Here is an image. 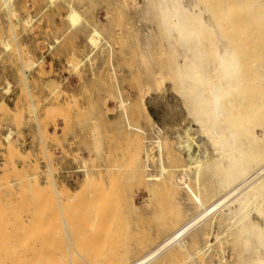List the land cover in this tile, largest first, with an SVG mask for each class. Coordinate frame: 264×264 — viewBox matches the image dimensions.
Wrapping results in <instances>:
<instances>
[{
  "label": "rangeland",
  "instance_id": "1",
  "mask_svg": "<svg viewBox=\"0 0 264 264\" xmlns=\"http://www.w3.org/2000/svg\"><path fill=\"white\" fill-rule=\"evenodd\" d=\"M198 2L243 50L252 45L253 31H264V7L250 0ZM71 7L83 18L77 28L68 21ZM93 28L104 40L94 52L88 43ZM166 43L143 0H0V90L12 93L11 98L0 97V264H60L55 257L61 258L63 251L68 257L74 253V264H103V260L112 264L124 259L131 263L161 243L175 223L196 213L181 188L160 189L150 198L134 171L138 136L125 131L118 108L122 96L129 114L134 115L133 123L146 133L148 141L159 137L169 146L177 145L175 132L190 122V116L175 89ZM160 53L163 58H158ZM247 56L244 62L249 63ZM257 60L264 62V58ZM159 73L166 78L163 88L156 87ZM253 84H247V92ZM254 90L248 93L250 99ZM143 101L156 122L146 117ZM157 128L162 134L156 133ZM11 133L12 141L7 143L4 139ZM130 157L133 163L128 162ZM125 164L133 171L126 170ZM166 164L183 167L186 160L178 157ZM86 172L89 181H85ZM151 174H159L156 166ZM92 193L99 206L91 200L89 204ZM170 203L176 211L170 212ZM172 216L179 217L173 220ZM220 230L217 226L216 232ZM208 231L209 226L190 238L193 254L204 244L203 232ZM226 252L231 258L230 247ZM4 253L9 254L7 258ZM176 255L180 260L188 257L181 249ZM222 256L216 244L207 255L198 260L196 256L188 264H218ZM69 259L59 261L69 264ZM169 263L177 261L171 262L165 255L155 264Z\"/></svg>",
  "mask_w": 264,
  "mask_h": 264
},
{
  "label": "bare ground",
  "instance_id": "2",
  "mask_svg": "<svg viewBox=\"0 0 264 264\" xmlns=\"http://www.w3.org/2000/svg\"><path fill=\"white\" fill-rule=\"evenodd\" d=\"M51 1L54 2L55 0ZM143 2L147 14L153 15L157 20L161 34L167 42L166 56L170 60L173 81L177 87L175 89L179 91L178 94L181 95L187 106L190 122L188 121L187 125L181 122L184 127L178 128V130L180 129L181 131L182 129V132L172 130V134L175 132L176 135L177 133L176 137L178 139L177 145L172 147V145L169 146L162 142L159 137L155 142H150L148 138L144 137L147 136L146 133L133 123L134 115L129 114L128 103L122 96L118 99V108L122 112L125 131L138 136L136 144L134 142L139 149L136 151L137 153L135 151L133 153L138 156L134 171L140 184L149 193L150 198L160 189L175 188L176 191L177 188H181L191 201L196 213L188 215V218L182 223H175L170 234L141 258L131 263H124L126 262L124 261L125 259L123 262L117 260L114 261L116 263L113 262L112 264H155L165 255L170 257L171 262L177 261L176 264H188L189 261H195L196 256H198V260L199 256L207 255L216 244L220 246L223 254L218 264H264V62L257 60V58H264V31L259 32L260 34L257 31L255 34L253 31V41L252 39L250 40L252 45H248L249 49L246 46V49H248L246 51L241 48L242 44L241 47H237L231 42L230 38L220 29L219 22L204 13V9L199 5L198 0H143ZM250 2L257 4L260 8L264 7V0H250ZM72 7L71 11H69L68 21L72 27L77 28L81 25L83 18ZM256 11L258 13V10ZM259 16L261 15L259 14ZM102 42L104 40L101 32L97 28H93L88 37V43L93 52L100 49ZM205 43L207 44L205 45ZM161 55L158 58H163L164 54L162 53ZM247 55H250V59ZM246 56L250 60L249 63H247L248 61L244 62V60H247ZM78 67L79 65L76 68ZM247 82L254 83L253 87L256 93L251 85L252 89L247 92ZM157 84V88L165 87L166 78L161 73L157 74ZM168 88H166L167 91ZM252 90H254L252 97L255 96L250 99L251 94L248 96V93L249 91L252 92ZM167 91L165 92L167 93ZM147 95L145 98L148 97ZM142 107L146 117L150 121H154L145 101L142 102ZM165 119L167 120V118ZM156 133L162 134V129L157 128ZM12 136L13 134L11 133L4 140L9 143L12 141ZM9 147L11 148L10 145ZM152 147L157 148L156 153L153 152ZM125 152L129 154L130 149ZM127 154L126 157H128ZM178 157L186 160V166L172 167L166 164V161H171ZM130 158L128 162L132 161V157ZM153 166L158 168V175L151 174ZM115 167L113 168L117 169L118 166ZM124 168L131 170L133 167H129L128 164ZM79 172H84V170H79ZM89 180L90 174L86 172L85 181ZM109 189L111 188L109 187ZM172 190L174 191V189ZM93 194H91L92 196L89 195V197L91 196V199H88L89 204L91 200V202H95L94 204L99 206L100 201L98 202V198L94 199ZM95 196L97 197L96 194ZM123 197L124 195L120 198ZM118 201L117 203H119ZM128 203L126 206H129ZM172 204L170 203L172 208H168L171 210L170 212L176 211L172 210L174 209ZM161 212L163 211L161 210ZM93 213L94 215L96 214L95 211ZM177 214L175 212V215ZM86 216L88 217V215ZM95 216L97 217L98 214ZM87 217L84 218L88 219ZM174 217L172 216V218ZM178 217L176 216L173 220L178 219ZM162 219L164 220L165 218ZM95 220L97 221V219ZM208 226L210 231L203 232L202 239L204 244L197 249L195 247L196 250L193 254L190 250L193 246L190 238ZM217 226L223 230L216 232ZM6 228L9 227L6 226ZM44 229L41 230L45 234ZM22 239L18 240V242L22 241ZM25 247L23 246V249ZM227 247L231 248V258L226 256ZM12 249L14 250V248ZM177 249L186 252L188 257H183L180 260L176 255ZM13 253L15 255V252ZM63 253L65 255L66 253L68 254L67 251H63ZM62 254L60 255L61 258H70L69 264H74L77 261H74L73 252L69 253V257L68 255L62 256ZM8 255L6 254V258ZM52 255L53 253L50 256L52 257ZM25 258L22 255L21 259L24 260ZM61 258L55 257L58 260L57 263L62 264V261H59ZM202 258L204 260V257ZM11 261L16 262V260ZM67 262L68 260H66ZM97 262L99 264V261ZM103 262L105 263L104 260ZM103 262L101 261V263ZM196 262L192 264H197Z\"/></svg>",
  "mask_w": 264,
  "mask_h": 264
},
{
  "label": "built area",
  "instance_id": "3",
  "mask_svg": "<svg viewBox=\"0 0 264 264\" xmlns=\"http://www.w3.org/2000/svg\"><path fill=\"white\" fill-rule=\"evenodd\" d=\"M12 93L7 94L5 90H0V97H4L5 99L11 98Z\"/></svg>",
  "mask_w": 264,
  "mask_h": 264
},
{
  "label": "crops",
  "instance_id": "4",
  "mask_svg": "<svg viewBox=\"0 0 264 264\" xmlns=\"http://www.w3.org/2000/svg\"><path fill=\"white\" fill-rule=\"evenodd\" d=\"M55 65H57V64H55Z\"/></svg>",
  "mask_w": 264,
  "mask_h": 264
}]
</instances>
